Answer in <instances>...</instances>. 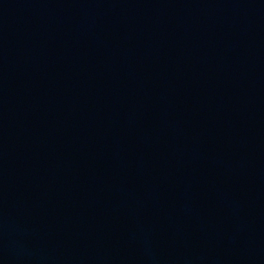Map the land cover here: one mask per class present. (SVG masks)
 <instances>
[{
    "label": "water",
    "instance_id": "95a60500",
    "mask_svg": "<svg viewBox=\"0 0 264 264\" xmlns=\"http://www.w3.org/2000/svg\"><path fill=\"white\" fill-rule=\"evenodd\" d=\"M0 264H264V0H0Z\"/></svg>",
    "mask_w": 264,
    "mask_h": 264
}]
</instances>
